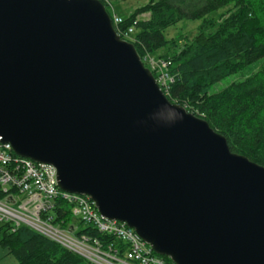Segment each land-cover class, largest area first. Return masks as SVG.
<instances>
[{
    "label": "water",
    "instance_id": "water-1",
    "mask_svg": "<svg viewBox=\"0 0 264 264\" xmlns=\"http://www.w3.org/2000/svg\"><path fill=\"white\" fill-rule=\"evenodd\" d=\"M0 139L173 264H264V166L167 98L100 0H0Z\"/></svg>",
    "mask_w": 264,
    "mask_h": 264
},
{
    "label": "trees",
    "instance_id": "trees-1",
    "mask_svg": "<svg viewBox=\"0 0 264 264\" xmlns=\"http://www.w3.org/2000/svg\"><path fill=\"white\" fill-rule=\"evenodd\" d=\"M106 9L111 13L108 5ZM120 17L117 27H132L130 42L142 59L149 54L170 61L174 80L167 98L205 119L226 138L232 152L264 166V0H150ZM183 19L202 22L184 43L165 38L164 31ZM253 64L255 68L243 78L211 91L222 78ZM54 213L61 226L73 225L66 203L59 201ZM13 228L0 222V247L18 264H95L28 226ZM77 234L122 244L91 226Z\"/></svg>",
    "mask_w": 264,
    "mask_h": 264
},
{
    "label": "built area",
    "instance_id": "built-area-1",
    "mask_svg": "<svg viewBox=\"0 0 264 264\" xmlns=\"http://www.w3.org/2000/svg\"><path fill=\"white\" fill-rule=\"evenodd\" d=\"M104 1L110 10L109 1ZM109 14L117 35L131 41L132 27L119 29L121 17L113 11ZM142 61L167 95L174 80L169 73L170 61L149 54ZM59 201L68 205L73 218L99 233L114 236L122 244L103 243L90 235L77 234L74 225L66 228L55 222L54 210ZM0 222L11 223L13 229L28 226L95 264H168L133 228L102 216L89 196L59 188L54 166L15 154L11 145L1 139Z\"/></svg>",
    "mask_w": 264,
    "mask_h": 264
},
{
    "label": "rangeland",
    "instance_id": "rangeland-1",
    "mask_svg": "<svg viewBox=\"0 0 264 264\" xmlns=\"http://www.w3.org/2000/svg\"><path fill=\"white\" fill-rule=\"evenodd\" d=\"M150 0H110V10L115 12L116 14L126 17L130 15L136 8H139ZM106 8V7H105ZM147 14H142L141 17H146ZM202 22L201 19L197 20H187L183 19L177 22L175 25L170 26L164 31L165 38H175L179 39L181 43H184L188 39H190L197 31V26ZM256 64L251 65L245 71H241L238 73L231 74L222 78L220 81L215 83L211 88L212 92H216L226 87L232 81L243 78L244 75L249 73L255 68ZM74 225V231H78L83 228L86 224L80 222L78 219L73 218L72 220Z\"/></svg>",
    "mask_w": 264,
    "mask_h": 264
},
{
    "label": "crops",
    "instance_id": "crops-1",
    "mask_svg": "<svg viewBox=\"0 0 264 264\" xmlns=\"http://www.w3.org/2000/svg\"><path fill=\"white\" fill-rule=\"evenodd\" d=\"M0 264H18L15 258L7 252L6 249L0 247Z\"/></svg>",
    "mask_w": 264,
    "mask_h": 264
}]
</instances>
